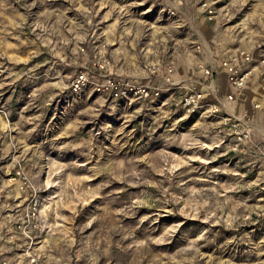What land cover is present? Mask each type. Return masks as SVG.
<instances>
[{
    "label": "rangeland",
    "instance_id": "rangeland-1",
    "mask_svg": "<svg viewBox=\"0 0 264 264\" xmlns=\"http://www.w3.org/2000/svg\"><path fill=\"white\" fill-rule=\"evenodd\" d=\"M263 55L264 0H0V264H264ZM107 74L161 94L98 92ZM194 86L218 112L186 111Z\"/></svg>",
    "mask_w": 264,
    "mask_h": 264
},
{
    "label": "built area",
    "instance_id": "built-area-1",
    "mask_svg": "<svg viewBox=\"0 0 264 264\" xmlns=\"http://www.w3.org/2000/svg\"><path fill=\"white\" fill-rule=\"evenodd\" d=\"M174 13V12H172ZM211 13V12H210ZM107 60L99 61L98 66L101 69H105ZM259 65L264 69V55L259 61ZM202 68L203 77L209 80V87L215 84L216 73L212 67H206L203 64ZM221 68L226 76V81L232 88V91L226 93V99H233L237 93H241L250 76L254 71V54L247 49H238L231 52L225 59L221 61ZM149 74H158L165 72V80L170 84L176 82L172 80L173 68L167 66L163 67L160 63L150 64L147 68ZM89 82L88 76L84 73H80L73 81V87L75 90L81 89ZM95 88L98 92L108 93L116 97L122 96H140L143 98L158 97L161 94L159 87H151L145 84L137 83L128 79H119L110 74L104 76L102 81H97ZM210 97V98H209ZM211 97L213 102H210ZM219 95L213 91H205L201 87L194 86L187 91L182 98V105L189 114H196L203 110L216 113L220 109ZM0 113H4V110L0 106ZM249 136V131L239 134L238 139L243 141ZM20 176L21 184L20 188L23 191L31 189L32 185L29 178L22 174L17 173ZM37 202V200H35ZM35 202V203H36ZM36 206V205H35ZM35 209V207H33ZM6 264V262H4Z\"/></svg>",
    "mask_w": 264,
    "mask_h": 264
}]
</instances>
